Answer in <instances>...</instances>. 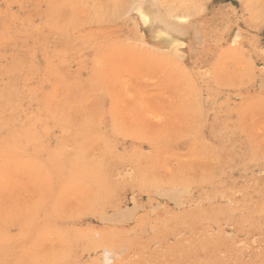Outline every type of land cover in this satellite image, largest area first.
<instances>
[{"label":"rangeland","instance_id":"1","mask_svg":"<svg viewBox=\"0 0 264 264\" xmlns=\"http://www.w3.org/2000/svg\"><path fill=\"white\" fill-rule=\"evenodd\" d=\"M0 264H264V0H0Z\"/></svg>","mask_w":264,"mask_h":264},{"label":"bare ground","instance_id":"2","mask_svg":"<svg viewBox=\"0 0 264 264\" xmlns=\"http://www.w3.org/2000/svg\"><path fill=\"white\" fill-rule=\"evenodd\" d=\"M185 193V192H184ZM178 195V194H177ZM176 198V197H175Z\"/></svg>","mask_w":264,"mask_h":264}]
</instances>
